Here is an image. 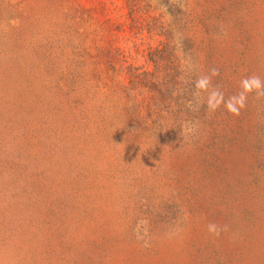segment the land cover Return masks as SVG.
<instances>
[{
    "label": "rangeland",
    "instance_id": "374dc122",
    "mask_svg": "<svg viewBox=\"0 0 264 264\" xmlns=\"http://www.w3.org/2000/svg\"><path fill=\"white\" fill-rule=\"evenodd\" d=\"M90 1L0 0V264H264V0H104L47 66Z\"/></svg>",
    "mask_w": 264,
    "mask_h": 264
},
{
    "label": "trees",
    "instance_id": "16d2710c",
    "mask_svg": "<svg viewBox=\"0 0 264 264\" xmlns=\"http://www.w3.org/2000/svg\"><path fill=\"white\" fill-rule=\"evenodd\" d=\"M88 4L89 6L86 9H81L82 13L85 14L86 18L82 19L79 16L74 14H67L65 19L75 20L74 24L69 27L67 31H72V33H67L66 37H63L57 41L58 47L56 50L61 52L60 56L52 55L53 50L45 49L41 50L42 60L47 64H53L57 66V68H61V66L70 69H76L77 67L84 68L89 64L96 65L98 63L97 60L101 58V55L105 54V49H103L102 45L99 44V41H96L95 37L97 36V28L95 26L96 23H99L100 26L104 23L108 22L111 24H115V27L118 28L121 25L118 21L114 20L107 8V3L104 0H91ZM77 19V20H76ZM83 23L81 24L80 22ZM83 27V31L79 32L78 28ZM77 25V26H76ZM76 26V27H75ZM67 27V26H66ZM66 34V33H65ZM74 37L78 42L73 45H70L72 42L71 37ZM90 42V43H89ZM70 48V56L66 54V57H61L66 53L67 48ZM94 50L97 52V57L91 55V51ZM43 51V52H42ZM94 52V53H95ZM95 58V61L94 59ZM31 62L29 65H32L34 62V58H30ZM25 62L24 60L22 61ZM42 62V65L45 66V63ZM28 65V66H29Z\"/></svg>",
    "mask_w": 264,
    "mask_h": 264
},
{
    "label": "clouds",
    "instance_id": "9594fccd",
    "mask_svg": "<svg viewBox=\"0 0 264 264\" xmlns=\"http://www.w3.org/2000/svg\"><path fill=\"white\" fill-rule=\"evenodd\" d=\"M205 86H206V82L204 80L197 82V87H205ZM242 86L245 92H250L253 88L260 89L261 82L258 77H253L251 79H245L244 81H242ZM260 94L264 95V93H260ZM213 95H216V93H214ZM233 99H236V98H233ZM243 101H244V95L243 93H241L238 99V103L240 104L241 107H243ZM226 106L228 107L230 111L236 112L238 114V109L231 102H229ZM209 231L215 232L218 234L217 227L215 224L209 225Z\"/></svg>",
    "mask_w": 264,
    "mask_h": 264
}]
</instances>
